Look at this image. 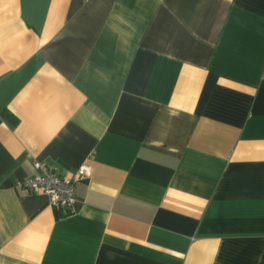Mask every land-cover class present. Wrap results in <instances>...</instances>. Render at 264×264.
<instances>
[{
	"label": "crops",
	"instance_id": "1",
	"mask_svg": "<svg viewBox=\"0 0 264 264\" xmlns=\"http://www.w3.org/2000/svg\"><path fill=\"white\" fill-rule=\"evenodd\" d=\"M0 264H264V0H0Z\"/></svg>",
	"mask_w": 264,
	"mask_h": 264
},
{
	"label": "built area",
	"instance_id": "2",
	"mask_svg": "<svg viewBox=\"0 0 264 264\" xmlns=\"http://www.w3.org/2000/svg\"><path fill=\"white\" fill-rule=\"evenodd\" d=\"M32 167L33 172L20 184L32 192L46 194L51 205L73 212L76 203L75 186L89 174L90 167L82 165L66 175L39 161H33Z\"/></svg>",
	"mask_w": 264,
	"mask_h": 264
}]
</instances>
